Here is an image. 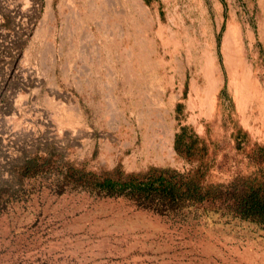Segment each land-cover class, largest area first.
Masks as SVG:
<instances>
[{"label": "rangeland", "instance_id": "rangeland-1", "mask_svg": "<svg viewBox=\"0 0 264 264\" xmlns=\"http://www.w3.org/2000/svg\"><path fill=\"white\" fill-rule=\"evenodd\" d=\"M177 119L215 144L206 183L253 172L233 136L264 147V0H0V264H264L251 226L16 179L34 154L185 172Z\"/></svg>", "mask_w": 264, "mask_h": 264}, {"label": "trees", "instance_id": "trees-1", "mask_svg": "<svg viewBox=\"0 0 264 264\" xmlns=\"http://www.w3.org/2000/svg\"><path fill=\"white\" fill-rule=\"evenodd\" d=\"M149 5L151 0H142ZM223 27V23L220 30ZM219 34L216 36L218 43ZM13 54L9 60H15ZM224 90L218 92L221 99ZM229 105L232 102L228 99ZM183 105L174 107L176 118ZM233 140L237 149L248 148L246 155L253 172L240 176L230 184H211L205 177L213 166L215 144L198 136L194 130L177 119L172 137L176 156L192 168L179 172L169 167L148 166L142 171L125 172L119 166L96 172L84 163L57 162L51 157L34 154L14 171L19 185L35 181L49 186L56 195L81 193L98 199H120L135 208L167 219L187 215L192 219L215 218L226 223L237 222L256 229L264 235V147L249 145L245 132L235 129ZM12 194L0 189V213Z\"/></svg>", "mask_w": 264, "mask_h": 264}]
</instances>
